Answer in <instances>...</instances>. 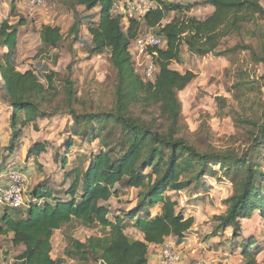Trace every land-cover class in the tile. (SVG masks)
<instances>
[{"label": "trees", "instance_id": "1", "mask_svg": "<svg viewBox=\"0 0 264 264\" xmlns=\"http://www.w3.org/2000/svg\"><path fill=\"white\" fill-rule=\"evenodd\" d=\"M114 1L66 0L74 14L69 32L73 41L82 40L85 26L91 35L90 42L86 43L91 46V57L110 53L117 84L116 100L109 111L79 112L80 98L75 81L69 76L60 91L55 71L42 76L43 73L34 69L19 70L18 26L25 25L26 21L23 18L19 24L4 21L0 27V47L5 50L0 57L2 89L12 109L11 150L21 140L24 129L38 119L56 115H69L73 119L66 128L67 147L59 160L64 172L60 183L63 191L58 193L43 185L44 182L39 183L32 188L33 199L26 209L4 208L0 213V237L11 235L14 246H23V251L15 257V264H62V258L52 256V236L74 221L87 227L99 226L105 232L86 241L69 238L66 257L79 264H150L152 245H164L170 237L183 241L194 229L195 216L185 215L172 193L200 185L208 190L203 178L211 163L229 170L238 169L232 178L233 193L224 200L226 211L214 216L218 225L213 235H221L227 228L238 235L241 220L250 219L255 213L262 217L264 225V109L262 122H251L252 138L243 157L233 150L201 151L182 130V103L178 95L196 74L172 67L174 62L183 61L184 47L194 55L206 56L214 53L232 34H245L249 24L255 26V33L263 32L259 24V18L264 17L262 1L203 0L198 4L190 1L177 4L154 0V8L125 25L112 12ZM203 4L212 5L214 12L206 18L189 14L195 5ZM78 7L88 12L99 8L93 14L97 20H87L88 13L80 16ZM15 8L13 5V11ZM173 12L177 14L171 17ZM145 32H154L163 39L162 46L150 50L157 68L153 80H146L136 71L133 58L132 44ZM40 39L36 57L57 49L64 35L59 26L46 24L41 27ZM257 60L264 63V56ZM43 67L40 62L39 68ZM42 77L46 83L41 81ZM61 95L63 103L51 106ZM136 106L144 111L153 109L158 113V120L149 121L135 114ZM106 128L107 133L102 135ZM115 132L119 140L113 144L110 138ZM95 138L100 139L101 148L92 155L88 166L78 165L67 170L74 139L92 142ZM48 145V141L34 142L28 157L37 161ZM124 189H137V202L130 209L113 213L107 202L119 197ZM129 228L137 229L143 239L131 237L127 233ZM257 243V239L249 238L241 242L246 264H260L255 257L259 251L255 247Z\"/></svg>", "mask_w": 264, "mask_h": 264}, {"label": "rangeland", "instance_id": "2", "mask_svg": "<svg viewBox=\"0 0 264 264\" xmlns=\"http://www.w3.org/2000/svg\"><path fill=\"white\" fill-rule=\"evenodd\" d=\"M261 1L264 4V0ZM13 5L16 7L15 11ZM77 9L80 16L88 13L87 20H97L93 14L99 9L91 12L84 7ZM176 14L173 12L170 16ZM21 18L26 24L18 26V69H34L40 74L43 73L42 76L55 71L56 85L60 91L64 88L65 78L71 77L75 81L77 96L81 102L77 106L79 112L111 110L116 100L117 74L110 62V53L91 57V46L86 44L91 38L85 26L81 33L82 40L73 41L69 32L74 23V14L68 8L66 0H46L43 6H33L25 0H0V27L4 21L19 24ZM46 24L59 26L64 40L49 55L36 57L41 46L40 30ZM259 24L264 30L263 16L259 18ZM254 30L255 26L249 24L245 34H232L222 41L214 53L206 56L194 55L184 47L183 61L172 64L176 70H191L196 74V78L178 95L182 103V130L189 141L201 151L233 150L239 157H243L252 138V120L262 122L260 117L264 109V63L257 60V57L264 56V31L255 33ZM4 51L0 47V57ZM133 58L136 71L143 74L147 61L136 60L135 55ZM40 62L45 66L42 69L39 68ZM41 81L46 83L45 77ZM2 82L0 75V169L13 160L18 161L21 171L27 177L26 204L22 207L26 209L33 199L32 188L39 183L44 182L43 185H48L58 193L63 191L60 183L64 172L59 160L60 154L67 147L66 140L69 135L67 136L66 128L73 119L69 115L40 118L35 125L38 126L37 132L27 126L21 140L11 150L9 144L12 109L4 97ZM62 96L51 106H56L61 101L63 103ZM134 112L146 120H158V113L153 109L144 111L136 106ZM107 131L108 128L101 132L102 135ZM45 138L50 139L48 150L37 161L28 157L34 141ZM110 139L116 144L119 134L115 132ZM74 140L67 170L78 165L86 168L92 155L101 148L99 138L92 142ZM237 171L235 167L229 170L211 163L203 178L209 186L208 190L200 185L198 188L192 186L182 192L172 193L184 208L185 215L192 214L196 218V228L183 243L179 244L174 237L165 242L175 247L185 264H246L241 242L248 238L257 239L255 247L261 251H257L259 254L255 257L264 264V225L262 217L257 213L250 219L241 220V231L238 235H235L232 228L225 229L221 235H213V230L218 225L214 216L226 211L224 200L233 193L232 178ZM45 188L46 186H42V189ZM138 192L137 189H124L119 197H113L107 204L113 213L130 209L137 202ZM3 210L0 207V213ZM104 232L99 226L87 227L74 221L54 232L52 256L55 259L62 258V264H79L77 260L65 256L68 239L86 241L90 236L102 235ZM127 233L136 238L140 232L129 228ZM22 251L23 246H14L10 235L0 237V264H15V257ZM90 257V262H93L92 256Z\"/></svg>", "mask_w": 264, "mask_h": 264}, {"label": "built area", "instance_id": "3", "mask_svg": "<svg viewBox=\"0 0 264 264\" xmlns=\"http://www.w3.org/2000/svg\"><path fill=\"white\" fill-rule=\"evenodd\" d=\"M33 6H43L46 0H25ZM154 0H115L112 4V12L120 16L124 24H129L132 18L143 17L151 8H154ZM171 3L185 4L190 0H167ZM163 45V39L154 32H145L133 42V55L136 60L144 59L147 65L144 68L143 76L146 80H153L157 68L154 63L151 48ZM1 159V157H0ZM17 160L11 161L0 173V178L6 177L0 183V207L1 208H22L26 204L27 177L21 171ZM182 256L171 244L162 247L157 264H181Z\"/></svg>", "mask_w": 264, "mask_h": 264}, {"label": "crops", "instance_id": "4", "mask_svg": "<svg viewBox=\"0 0 264 264\" xmlns=\"http://www.w3.org/2000/svg\"><path fill=\"white\" fill-rule=\"evenodd\" d=\"M200 1H202V0H190V3H197L198 4V2H200ZM154 3H153V5H154V7L156 6V2L155 1H153ZM97 9H99V8H97ZM214 12V7L212 6V5H210V4H203V5H195L194 6V8L192 9V11L191 12H189V14L191 15H194V16H197V17H199V18H206V17H208L209 15H211L212 13ZM90 38H91V35H90ZM2 78V77H1ZM2 84H3V82H2ZM34 123H37V122H33V123H31V125H29V126H31L32 128H33V132H37V130H36V128H38V126H34ZM25 130V129H24ZM50 139H48V138H45V140H37V141H34V142H43V141H49ZM11 158H16V157H10V159ZM28 161L30 160V159H27ZM7 167V166H6ZM6 167H4L2 170L0 169V173H4L5 171H3ZM4 179L5 178H0V183L1 182H3L4 181ZM190 215H192V214H190ZM196 226H197V224L195 223V226H194V229L196 228ZM193 229V230H194ZM192 230V231H193ZM191 231V232H192ZM190 234V233H189ZM188 234V235H189ZM10 237H11V235H10ZM136 238H138V239H143V235L141 234V233H139L138 234V236L136 237ZM171 238V237H170ZM173 238V237H172ZM175 238V237H174ZM187 239V237H185L184 238V240L183 241H178L176 238H175V240H176V242H178L179 244H181V243H183L185 240ZM160 246H161V249H160ZM256 246V245H255ZM157 247H158V249H157ZM162 247H163V245H152L151 247H150V253H149V262H150V264H157V262H158V259H159V256H160V252H161V250H162ZM160 249V250H159ZM154 251H156V254H157V251H159L158 252V254L156 255L155 254V252ZM259 251H261L260 250V248H259ZM257 254H259L258 252H256V255ZM260 263V262H259ZM181 264H185L183 261H181ZM261 264V263H260Z\"/></svg>", "mask_w": 264, "mask_h": 264}]
</instances>
